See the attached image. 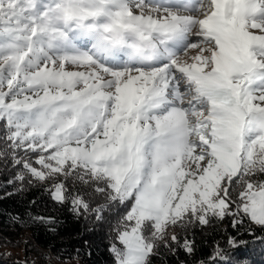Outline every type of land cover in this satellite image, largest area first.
I'll list each match as a JSON object with an SVG mask.
<instances>
[{
  "label": "snow or ice",
  "instance_id": "6c2138e0",
  "mask_svg": "<svg viewBox=\"0 0 264 264\" xmlns=\"http://www.w3.org/2000/svg\"><path fill=\"white\" fill-rule=\"evenodd\" d=\"M0 168L117 209L114 264L192 256L170 230L212 219L264 230V0H0Z\"/></svg>",
  "mask_w": 264,
  "mask_h": 264
},
{
  "label": "trees",
  "instance_id": "16d2710c",
  "mask_svg": "<svg viewBox=\"0 0 264 264\" xmlns=\"http://www.w3.org/2000/svg\"><path fill=\"white\" fill-rule=\"evenodd\" d=\"M11 176V169L0 168V237L19 243L5 244L0 238V264H114L110 223L115 222L117 209L108 213L105 222L77 217L70 205L55 203L42 185L16 192L7 183ZM13 217L25 223L15 222ZM35 217L53 219L46 222ZM174 231L181 234V240L184 236L193 240L194 254L189 256L179 247L174 252L161 249L150 258L151 264H198L200 260L213 264L208 258L217 246L228 254L232 264H264V245L257 239L264 237V230L250 221L234 228L232 219L226 217L223 221L212 219L208 225H190L187 231ZM230 237L245 243L233 248L227 243ZM6 246L20 248L21 252H10Z\"/></svg>",
  "mask_w": 264,
  "mask_h": 264
},
{
  "label": "rangeland",
  "instance_id": "374dc122",
  "mask_svg": "<svg viewBox=\"0 0 264 264\" xmlns=\"http://www.w3.org/2000/svg\"><path fill=\"white\" fill-rule=\"evenodd\" d=\"M174 229L170 230L173 231ZM6 250L10 251V252H13V253H16V254H20L21 252V249L20 248H15V247H10V246H6L4 247ZM49 264H52L51 262H48ZM66 264H76V262H67Z\"/></svg>",
  "mask_w": 264,
  "mask_h": 264
}]
</instances>
